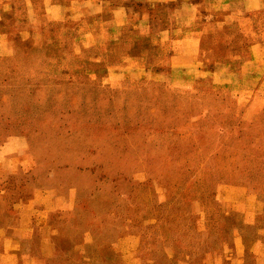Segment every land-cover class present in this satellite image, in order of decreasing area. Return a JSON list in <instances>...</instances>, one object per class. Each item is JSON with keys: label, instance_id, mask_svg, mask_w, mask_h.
Wrapping results in <instances>:
<instances>
[{"label": "rangeland", "instance_id": "rangeland-1", "mask_svg": "<svg viewBox=\"0 0 264 264\" xmlns=\"http://www.w3.org/2000/svg\"><path fill=\"white\" fill-rule=\"evenodd\" d=\"M13 46L0 54V155L15 167L14 186L58 193L68 206L57 212L65 234L78 231L81 244L93 240L84 256L65 252L44 264H138L117 255L118 246H104L128 233L167 235L178 255L185 247L194 254L214 248L226 233L198 221L197 211L203 207L208 219L216 184L230 178L231 163L264 199V112L245 118L229 85L204 79L194 90H179L153 78L113 85L101 75L88 80L86 72L69 79L53 64L55 49H30L19 37ZM217 53L226 58L224 49ZM105 66L88 67L101 74ZM233 148L232 162L212 154ZM157 214L168 227L151 230L146 222ZM102 246L110 252L106 259Z\"/></svg>", "mask_w": 264, "mask_h": 264}, {"label": "crops", "instance_id": "crops-1", "mask_svg": "<svg viewBox=\"0 0 264 264\" xmlns=\"http://www.w3.org/2000/svg\"><path fill=\"white\" fill-rule=\"evenodd\" d=\"M15 37L31 42L30 49L45 42L55 49L50 57L65 78L86 72L88 80L101 75L113 85L153 78L179 90L210 79L215 87H231L245 118L264 112V0H0V54L12 52ZM220 49L224 60L216 56ZM95 64L106 65L101 74L88 67ZM151 65L169 71L150 73ZM212 154L232 162L238 153L233 148ZM6 159L0 155V264H44L65 252L77 257L92 251V239L81 244L78 231L65 234L59 227L57 212L68 206L58 193L14 186L16 170ZM231 167L230 178L216 184L208 219L203 207L197 211L198 221L222 225L219 232L226 233L214 248L199 247L194 254L185 247L178 255L172 239L153 231L128 233L105 248L118 246L117 255L138 264H264V199ZM146 223L151 230L168 227L158 214ZM104 246L100 255L106 259Z\"/></svg>", "mask_w": 264, "mask_h": 264}]
</instances>
